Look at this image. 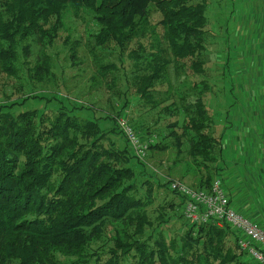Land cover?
<instances>
[{
    "label": "trees",
    "instance_id": "1",
    "mask_svg": "<svg viewBox=\"0 0 264 264\" xmlns=\"http://www.w3.org/2000/svg\"><path fill=\"white\" fill-rule=\"evenodd\" d=\"M212 3L0 0V264H253L229 225L184 218L172 180L134 156L118 125L124 119L143 143L152 140L148 154L185 153L193 189L222 183L224 127L207 103L206 53L226 46L208 17L222 6ZM68 14L94 26L91 81L120 88L111 113L64 90L59 61L64 50L74 60L78 47L61 35ZM170 72L185 83L160 99ZM131 95L149 108L150 124L127 118Z\"/></svg>",
    "mask_w": 264,
    "mask_h": 264
},
{
    "label": "rangeland",
    "instance_id": "2",
    "mask_svg": "<svg viewBox=\"0 0 264 264\" xmlns=\"http://www.w3.org/2000/svg\"><path fill=\"white\" fill-rule=\"evenodd\" d=\"M219 3L222 6V10L215 9L214 12L210 13L208 17L213 22H217L219 28L223 27L224 23V15L228 10V0H213V6L215 3ZM216 3V4H217ZM72 14H68L65 18V27L66 31L62 32V38H67L68 44L70 48L73 47L76 41L78 42V47L75 48L74 51V60H71L70 57L72 54H66V50H64V54L61 55L60 63L63 61L62 66V79L65 81L64 90L66 94L71 98H77L81 102L88 104L94 107L97 110H102L106 113H111V105L116 103L115 99H117V91H120L119 86H116L113 91H107L105 87H97L91 81V76H93L96 67L93 63V58L90 52L92 46V39L90 38V34L93 31H89L90 29H94L88 22H83L81 19L87 21V18H81L80 20L71 16ZM152 17L156 19H160V15L157 11L152 10ZM214 16V17H213ZM218 31V28H217ZM232 48L229 49V45H226V51L219 45V47L212 49L207 48L206 57L210 60L211 67V78L209 84L211 85L212 92L210 93L208 105L211 111V115L215 121L216 125H220V127H224L222 129V133L226 134V142L223 141V145H227V148L234 146V136L236 133V128H230L228 138L227 131L228 128H225V124L227 122V126L233 125L236 123L243 122H252L253 119L258 118L257 110L261 107V104L264 102L259 99L260 92L257 90L254 84L248 85L246 81L248 78H252L253 75L255 77L256 82L258 80V71L255 69L248 70L243 68L242 64L238 62V58H240V52L237 49L236 44H232ZM32 50V55L27 57V60L34 63L38 60L40 56V48H36L34 46ZM91 50V51H90ZM72 52V51H71ZM228 52V56L226 55ZM94 54H98V52H94ZM215 54L217 56H215ZM60 57V56H59ZM227 57L229 65H227ZM238 57V58H237ZM219 58V60H218ZM109 62H115L117 64V59L115 54H111L109 58H107ZM253 72V73H251ZM129 73V72H127ZM170 80L168 83L163 84V86L158 87L159 94L158 98L162 99L166 95V89L171 87L177 91L180 82H176L173 74L170 72ZM185 81L180 83L182 86ZM22 84V83H21ZM168 87H167V86ZM179 86V87H180ZM53 90H58L56 88V84L52 86ZM259 89V88H258ZM24 89H22L23 91ZM134 88H131V93H133ZM257 95V96H256ZM133 100L132 105L129 107L127 118H132L134 122L140 120V114L144 116V123L150 124L149 119L152 117H148L146 114L149 108L145 105L136 104V96L131 95ZM241 114H238V112ZM149 113V112H148ZM223 125V126H222ZM102 126V125H101ZM226 126V127H227ZM160 129V128H159ZM221 134V131H219ZM229 135H231L229 137ZM141 138V136H139ZM233 145V146H232ZM237 147V141H236ZM149 153L148 155H150ZM153 154V155H152ZM150 156L147 157L146 164H148L149 168L154 169L159 172L161 176L172 181L180 182L187 186L190 189L196 187V180L192 177V168L189 163L190 159L188 156L183 153L182 157H177L176 150H168L166 152H153ZM231 157L236 158L237 151L236 149L231 152L229 151ZM187 164V165H186ZM151 170V169H150ZM152 171V170H151ZM182 177V178H181ZM196 190V189H193ZM155 190L154 192H156Z\"/></svg>",
    "mask_w": 264,
    "mask_h": 264
},
{
    "label": "crops",
    "instance_id": "3",
    "mask_svg": "<svg viewBox=\"0 0 264 264\" xmlns=\"http://www.w3.org/2000/svg\"><path fill=\"white\" fill-rule=\"evenodd\" d=\"M228 1L223 43L229 49L236 44L240 52L238 62L244 69L258 71L256 82L255 75L246 82L256 86L259 99L264 101V0ZM257 112L258 118L252 122L235 126H227L226 122L227 138L230 128H236L237 134L232 149L223 145L220 179L229 207L264 231V102ZM223 140L226 142L225 133ZM235 149L237 156L233 158L229 151Z\"/></svg>",
    "mask_w": 264,
    "mask_h": 264
},
{
    "label": "built area",
    "instance_id": "4",
    "mask_svg": "<svg viewBox=\"0 0 264 264\" xmlns=\"http://www.w3.org/2000/svg\"><path fill=\"white\" fill-rule=\"evenodd\" d=\"M118 125L134 156L139 160L147 158L148 144L151 145L152 140L143 143L124 119H120ZM169 189L185 200L182 213L191 225L212 221L229 225L239 234V248L250 261L253 264H264V231L229 207L227 196L218 180L212 183L209 192L193 190L176 181L169 183Z\"/></svg>",
    "mask_w": 264,
    "mask_h": 264
}]
</instances>
